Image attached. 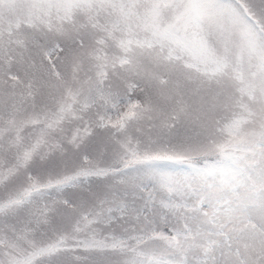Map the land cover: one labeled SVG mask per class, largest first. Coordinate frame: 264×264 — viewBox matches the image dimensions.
<instances>
[{"label": "snow or ice", "instance_id": "obj_1", "mask_svg": "<svg viewBox=\"0 0 264 264\" xmlns=\"http://www.w3.org/2000/svg\"><path fill=\"white\" fill-rule=\"evenodd\" d=\"M0 264H264V0H0Z\"/></svg>", "mask_w": 264, "mask_h": 264}]
</instances>
